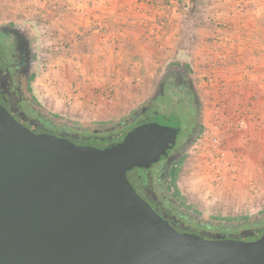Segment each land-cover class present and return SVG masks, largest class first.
<instances>
[{
    "label": "rangeland",
    "instance_id": "1",
    "mask_svg": "<svg viewBox=\"0 0 264 264\" xmlns=\"http://www.w3.org/2000/svg\"><path fill=\"white\" fill-rule=\"evenodd\" d=\"M249 1L223 0L224 18L230 23L222 21V32L208 31L209 39L192 45L187 38L180 41L174 29L180 19L191 18L194 5L183 0H0V31L10 33L17 45L10 66L0 49V104L34 134L52 135L47 124L87 134L116 129L135 119L160 90H189L197 109L191 140L169 158L165 149L179 135V120L168 117L161 126L154 115L153 127H140L141 138L133 142L132 152H124L144 157L127 170L126 177L135 193L177 232L211 242H254L264 237V141L256 142L259 159L254 158L246 168L248 158L229 150L218 125L223 108L213 109V105L214 101L223 105V100L209 91L222 82L216 74L237 64L235 60L245 54L243 48L239 53L233 50L251 18L260 34V45L255 48L261 56L256 54L259 59L253 64L248 54L241 69L257 71L252 81L261 84L258 103L264 104V0ZM216 19L215 15L210 18ZM38 119L46 124L41 126ZM213 126L219 128L228 151L217 176L208 165ZM58 135L52 136L93 147L110 146L116 139L110 134L103 138ZM244 169L246 174L240 179L238 173ZM225 175L239 181L240 195L246 201L238 216L224 199L230 191L223 186ZM200 185L205 186L200 189ZM158 186L184 218L229 232L179 227L173 222L177 219L170 220L159 207ZM202 201L214 204L215 210L206 204L201 209Z\"/></svg>",
    "mask_w": 264,
    "mask_h": 264
},
{
    "label": "water",
    "instance_id": "2",
    "mask_svg": "<svg viewBox=\"0 0 264 264\" xmlns=\"http://www.w3.org/2000/svg\"><path fill=\"white\" fill-rule=\"evenodd\" d=\"M142 157L34 134L0 104V264H264L250 243L181 234L132 189Z\"/></svg>",
    "mask_w": 264,
    "mask_h": 264
},
{
    "label": "crops",
    "instance_id": "3",
    "mask_svg": "<svg viewBox=\"0 0 264 264\" xmlns=\"http://www.w3.org/2000/svg\"><path fill=\"white\" fill-rule=\"evenodd\" d=\"M222 1L223 0H183L184 4L193 3L191 5L194 6L191 8L190 20L181 21L180 19L174 26L179 36L178 39L181 41L182 37L187 38L189 39L188 42H191L190 44L198 45L200 42H203V40L210 38L208 34L212 32L211 30H216L217 33L222 32L224 28H222L221 22L226 20V22L230 23V20L224 18L226 4ZM249 2H253V0ZM209 4H211V7H209ZM254 9H256V7H254ZM213 15L216 16V21L210 20ZM192 17H194V19ZM253 20L249 18V23L246 25L247 28L243 29L238 37L239 39L234 44L236 46L233 51L236 50L239 53L243 48L245 54L239 57L241 60H235L237 64L228 67L226 71L217 73L216 76L221 79L222 82L219 86L214 85V87H211V90H209L212 92L211 94L214 98L218 97L217 99L223 100V105H221L223 113L217 118L218 125L222 129L223 134L225 133L224 141L228 148H230L229 150L234 151L238 156L245 157V160L248 158L246 161V168L250 166L249 162L254 158L258 157L259 159V155L254 151L256 142L259 141L260 143L264 141V109L262 107L264 104L259 105L261 103H258L262 100H260L261 86H259L261 84L258 85L257 80L256 82L252 81V78H255L254 73H257V71L249 73L246 67L242 68L245 70L241 69V63L244 59L246 60L248 54H252L253 64L259 59V56L256 54L261 56V53L255 48L257 45H260L258 44L260 34L257 32V24L255 21L253 22ZM132 42L133 41L128 43L132 46ZM134 42L138 44V41ZM243 63L247 64V61H243ZM259 173H261V171H259ZM262 173H264V171ZM245 174L246 172L244 169L243 172L238 173L240 176L239 178L241 179V177H243L242 175ZM225 176L223 186L226 185L227 189L230 191L228 195H224V197H226L224 199L227 200V206L229 203L231 204V210L238 216L243 208L241 207L242 203L244 202L246 206V201H244L245 199H242L240 195L241 188L239 181L234 182L231 176H229V178L227 175ZM203 186L205 185H200L199 188L201 189ZM217 198H219V194ZM201 203L203 204L201 209H203V206L206 204L207 207L210 206L209 208L211 211L213 209L215 210L214 204L209 203L208 205L205 201ZM215 215L211 214L213 217Z\"/></svg>",
    "mask_w": 264,
    "mask_h": 264
},
{
    "label": "trees",
    "instance_id": "4",
    "mask_svg": "<svg viewBox=\"0 0 264 264\" xmlns=\"http://www.w3.org/2000/svg\"><path fill=\"white\" fill-rule=\"evenodd\" d=\"M0 49H2L3 51H5V53L7 54V58L5 60V62L8 64V66L12 65L15 61L14 59V55L16 53L15 50H17V45L15 42L14 37L5 31H0ZM12 69L10 68V71ZM17 90V89H16ZM168 91H171V89H167ZM16 95L18 96L17 92ZM157 99V98H156ZM20 100V99H19ZM20 103L22 104L24 109H27V113L28 114H32L30 109L27 107L26 104L23 103V101ZM197 111V109H196ZM144 120H147V117L145 116V113H140L138 114V116L131 120L128 121L126 124L121 125L119 128L116 129H109V130H103V131H97V132H91V133H83L80 131H73L71 129H68L66 127L63 126H56V125H49V134L52 135H57V133L59 134L58 136H62V137H69L72 134L77 135V136H81V137H86L88 134H93L100 138H103L104 136H107L108 134H110V136H112L113 138L116 137L115 140H113L111 143V145H121L124 147V152H128V150H130V152H132V144L134 141H137L139 138H141L142 135H140V131L139 128H143V124H144ZM38 123L42 126L44 124H46L44 120L42 119H38L37 120ZM48 123V122H47ZM194 128L195 126L193 125H189L188 127V132H187V136L188 138L186 140H184V143L181 145V147L185 146L190 140H191V135L194 133ZM53 130V131H52ZM92 136V135H91ZM153 147L155 146L154 143ZM149 147V145H148ZM180 147V148H181ZM150 150V148H149ZM127 156H129V154H127ZM131 156V155H130ZM144 157H142V161H143ZM164 159V158H163ZM134 167V166H133ZM163 169V168H159ZM132 170V167L131 169ZM161 182V180L159 181V183ZM141 183V182H140ZM138 184V182H137ZM157 185H159L157 183ZM160 187L158 186V194H157V198L159 202V207L164 211V216H168L170 217H175L177 219V221H173L175 222L179 227L186 229V230H194V229H200L203 230L205 232H229L230 229H223V228H217V227H209L207 225H202V224H197L193 221H191L188 218H184L182 215H180V213H178L177 211H175L174 207L169 204L166 199L164 198L162 192L159 190ZM234 230V229H233Z\"/></svg>",
    "mask_w": 264,
    "mask_h": 264
},
{
    "label": "flooded vegetation",
    "instance_id": "5",
    "mask_svg": "<svg viewBox=\"0 0 264 264\" xmlns=\"http://www.w3.org/2000/svg\"><path fill=\"white\" fill-rule=\"evenodd\" d=\"M145 109L146 111L144 113L147 117V120H144L145 122L143 124V128L147 127L148 130L150 126L153 127L154 123L151 121V118L154 115H158V121L160 120L159 122L162 121L161 126H165L168 117L179 120V135H177L175 139H172L170 145L166 146L165 149V151L168 153V157H172L180 149L181 145L184 143V140L188 138L189 135H186L188 132V127L194 122L196 102L193 95L189 90H183L182 88H172L171 91H168L167 89L160 90L157 99L154 100L151 105H148ZM163 118H165L166 120ZM170 131H172V129ZM157 145H159V143H156L155 146ZM131 156L134 157L133 155ZM162 160L163 159H161L160 162H162ZM158 199L159 198H157V200Z\"/></svg>",
    "mask_w": 264,
    "mask_h": 264
},
{
    "label": "built area",
    "instance_id": "6",
    "mask_svg": "<svg viewBox=\"0 0 264 264\" xmlns=\"http://www.w3.org/2000/svg\"><path fill=\"white\" fill-rule=\"evenodd\" d=\"M221 104H218V101H214L213 109L220 108ZM221 132V131H220ZM210 151H209V161L208 165L210 168L214 169L212 175H219L220 174V166L222 165L223 157L228 154L227 150H224L222 145L223 137L219 133V128L213 126L210 131Z\"/></svg>",
    "mask_w": 264,
    "mask_h": 264
}]
</instances>
